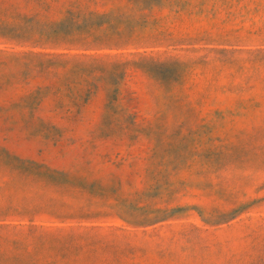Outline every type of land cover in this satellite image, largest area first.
<instances>
[{
	"label": "rangeland",
	"instance_id": "374dc122",
	"mask_svg": "<svg viewBox=\"0 0 264 264\" xmlns=\"http://www.w3.org/2000/svg\"><path fill=\"white\" fill-rule=\"evenodd\" d=\"M0 264H264V0H0Z\"/></svg>",
	"mask_w": 264,
	"mask_h": 264
}]
</instances>
